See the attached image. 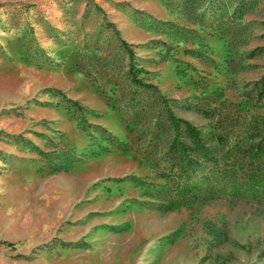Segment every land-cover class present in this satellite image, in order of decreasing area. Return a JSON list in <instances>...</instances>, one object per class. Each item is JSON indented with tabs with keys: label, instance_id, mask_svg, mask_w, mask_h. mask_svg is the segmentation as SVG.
<instances>
[{
	"label": "rangeland",
	"instance_id": "1",
	"mask_svg": "<svg viewBox=\"0 0 264 264\" xmlns=\"http://www.w3.org/2000/svg\"><path fill=\"white\" fill-rule=\"evenodd\" d=\"M0 264H264V0H0Z\"/></svg>",
	"mask_w": 264,
	"mask_h": 264
}]
</instances>
